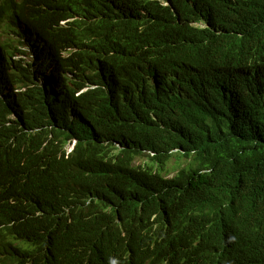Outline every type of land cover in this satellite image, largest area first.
I'll list each match as a JSON object with an SVG mask.
<instances>
[{
	"label": "trees",
	"instance_id": "16d2710c",
	"mask_svg": "<svg viewBox=\"0 0 264 264\" xmlns=\"http://www.w3.org/2000/svg\"><path fill=\"white\" fill-rule=\"evenodd\" d=\"M29 1L59 19L88 18L94 4ZM134 3L155 38L150 69H123L121 99L96 83L85 96L89 104L71 114L59 113L35 83L50 64L33 71L27 53L10 51L0 35V264L97 258L83 251L88 245L79 259L78 253L56 257L64 221L49 211V186L35 179L43 159L22 161L47 142L60 149L70 139L79 140L78 153L94 174L92 217L110 205L121 219L158 213L171 231L201 246H220L239 234L234 243L242 261L264 264V0ZM11 5L14 0H0V25L45 57L51 36L12 20L2 9ZM92 27L84 36L100 47L86 37L100 34ZM110 146L116 156L108 155ZM139 157L150 162L136 166ZM172 158L191 164L166 179L160 173ZM37 212L45 214L36 221Z\"/></svg>",
	"mask_w": 264,
	"mask_h": 264
},
{
	"label": "clouds",
	"instance_id": "9594fccd",
	"mask_svg": "<svg viewBox=\"0 0 264 264\" xmlns=\"http://www.w3.org/2000/svg\"><path fill=\"white\" fill-rule=\"evenodd\" d=\"M14 2L15 6L2 8L12 20L45 30L52 38L45 57L40 52L41 56H37L27 44L21 45L33 51L31 60L28 54L24 57L31 61L33 71L46 62L50 64L47 73L35 79V83L43 89V98L57 105L61 114H71L88 105L85 96L97 88L96 83L121 99L123 69L132 67L145 72L151 67L149 58L152 56L148 51L153 48L155 38L141 23L143 13L136 10L134 0H93L90 17L75 15L69 19L51 17L44 6L29 0ZM88 27H97L100 34L93 33L94 37L86 34V37L102 46L94 47L96 45L85 38L83 30ZM22 42L26 43L25 39ZM67 49H72L73 53L64 57ZM80 55L84 67L78 64ZM18 90L13 88L14 92ZM79 146L78 139H70L60 149L47 142L32 153L31 159L22 160L43 159L35 166V179L38 184L49 186L52 192L49 211H57L64 221L56 244L55 254L59 260L75 253L79 259L80 250L88 245L83 251L90 249L97 258L91 261L88 257L79 262L76 259L70 264H245L234 243L236 237L240 238L239 234L229 236L220 246H201L171 231L158 213L147 218L140 211L142 219H121L110 205L92 217L87 207L94 199L89 194L94 174L79 155ZM108 148V155L114 156L111 153L117 150L113 146ZM84 195H88L85 206L76 207V201ZM44 214L37 212L34 218L37 221ZM250 242L254 240L250 238Z\"/></svg>",
	"mask_w": 264,
	"mask_h": 264
},
{
	"label": "rangeland",
	"instance_id": "374dc122",
	"mask_svg": "<svg viewBox=\"0 0 264 264\" xmlns=\"http://www.w3.org/2000/svg\"><path fill=\"white\" fill-rule=\"evenodd\" d=\"M10 16H13V12L12 13L10 12ZM3 26L6 27V29L2 32V36H1L3 43L7 42V45L10 46L11 51L18 49L22 52H26L28 54L29 60H31L34 56L32 54L33 51L28 46H22L20 43V42H22V39L19 38L15 33L9 31L10 29H7L6 24L0 25V28L2 29ZM72 53H73L72 49H67L63 53V56L69 57L72 55ZM11 118L12 117H10V119ZM111 154L115 156L117 154V152L115 151V152H112ZM149 162H150V160L148 158L139 157V158H136L135 165L136 166H146ZM190 164H191V161L188 162L185 159L178 160L177 158H172L169 161V163L167 164L163 174L162 173H160V174L165 176V177H168V178H173L178 173L180 168L181 169L182 168H189ZM156 168H158V167L156 166Z\"/></svg>",
	"mask_w": 264,
	"mask_h": 264
}]
</instances>
